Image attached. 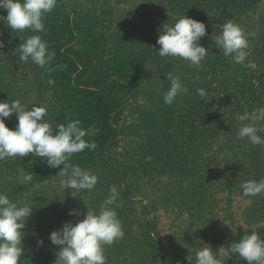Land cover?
Here are the masks:
<instances>
[{
	"label": "rangeland",
	"instance_id": "1",
	"mask_svg": "<svg viewBox=\"0 0 264 264\" xmlns=\"http://www.w3.org/2000/svg\"><path fill=\"white\" fill-rule=\"evenodd\" d=\"M171 2L179 7L182 1L159 0L156 3V0H58L56 8L50 12L57 24L67 21L68 27L86 31L76 42L80 50L93 47L92 40H96L100 43L96 45L95 50L98 54L104 37L109 43L111 35L122 38L121 32L127 39L132 37L134 43L127 52L131 55L133 64L129 66L128 74L139 76L141 73H132L130 69H141L146 75L133 90L134 98L128 99L123 106L118 118L123 135L113 143L122 146L130 141L136 160L143 159L150 172L141 177V166L138 163L137 174H133L129 179L122 178V182L127 180L126 185H132L135 197L131 206L122 210L125 216L118 215L125 236L111 246H105L106 264H159L163 257L170 259L172 264H196V253L205 247V244L217 251L220 246L227 247L232 243L240 231L249 228L264 229V194L245 197L240 187L246 181H259L264 178V146L252 145L246 138L238 139L236 132L240 124L235 118L237 114L251 113L259 107H264V86L260 83L264 84V48L250 45L247 49L249 55L246 63L254 60L259 73L258 70L253 73L254 69L252 73H235L236 76L232 80L230 77L233 74L218 75L217 78L226 85L219 86L218 90H215L217 80L212 73L213 69L207 66L209 61H214L212 52L209 51L198 73H194L196 78H201L191 80L193 83L187 82L188 85H194L188 87L190 92L186 100H181L178 105L169 106L163 102L151 107L150 102L154 94L163 91L165 94L168 91L170 85L167 74L172 70L169 65L175 60L159 55L151 58L140 55V38L152 31L157 33L151 48L159 51L157 39L161 34L159 26L163 24L162 20L167 17L174 25L183 17L174 14L177 7L171 6L167 11ZM76 5L82 8V11L97 17L99 22L94 24L89 19L87 21L82 19L83 17L79 18L80 8ZM250 7L236 12L241 20L244 19L243 15L247 14L248 20L242 23L247 29H250L254 19ZM105 10L112 14V24L103 19L101 12ZM141 10L148 11V14H143ZM158 13L162 14L160 19ZM6 15V10L0 9V41L4 43V47L0 48V92H9L11 96L0 94L1 101L3 99L11 103L19 100L29 108L44 106L48 113L46 120L53 127L61 121V124L65 125L74 121L70 116L73 111L71 98L61 84L63 72L60 64L66 57H59L62 60H58L59 65L54 59V62L47 66L54 68L53 72H48L31 61L27 62L31 67L25 66L18 58L20 50L12 46L10 41L14 42L13 35L19 37V44L28 37L24 32H14L8 27L4 18ZM135 27H138V31H134ZM90 32L93 38L89 37ZM254 49H258V52L252 54ZM90 53L91 56L85 61L86 71L82 79L86 83L99 72L101 66V63L97 62L99 56L94 52ZM178 59L181 62L183 60ZM200 71L202 73H199ZM49 78L55 81L53 85L48 83ZM185 82L183 81L184 85ZM154 84L158 89L153 87ZM165 87L167 90H163ZM198 89H204L206 96L202 98L198 95ZM178 101L176 98L175 102ZM154 115L161 118L163 123L162 120L157 122ZM9 121L10 127H15L18 123L15 114ZM147 123H150L151 129L146 126ZM256 127L259 129L258 135L264 137V121L257 122ZM147 128L150 131H147ZM83 129L88 133L89 130ZM159 131L165 135L157 140L156 134ZM150 132L155 136L154 147L159 149L158 144H162L163 152L160 154L159 151L151 149L147 154L142 152L136 156L138 142ZM115 148L110 158L96 159L99 171L111 170L107 162L118 158L114 152H118L119 148ZM144 155L147 156L144 158ZM7 161L9 158L0 163ZM101 165L103 167H100ZM19 175L22 176L23 172H4L0 175V181L14 184L19 180ZM121 175L122 173L116 174L115 180H119ZM38 186L42 187L43 192L36 200L39 212L54 213L55 218L51 219L53 224H49L48 218L44 219V227H47V230L43 228L42 231L48 235L45 248L35 251L29 247L30 251L26 252L21 264H54L59 246L53 245L49 240L51 229L58 230L68 221L76 223L85 218L88 210L95 211L92 208V196L88 195L87 191L72 192L73 190H68L65 185L56 187L54 183L50 186ZM59 194L69 196L52 205L50 201H43L48 200L51 195L54 198L60 196ZM26 195L23 194V197ZM13 202L18 204V200ZM71 209H76L81 214L70 216L68 213ZM217 258L225 261L221 256Z\"/></svg>",
	"mask_w": 264,
	"mask_h": 264
},
{
	"label": "clouds",
	"instance_id": "2",
	"mask_svg": "<svg viewBox=\"0 0 264 264\" xmlns=\"http://www.w3.org/2000/svg\"><path fill=\"white\" fill-rule=\"evenodd\" d=\"M58 0H0V9L7 12V26L14 32L29 30L33 33L45 31L44 18L57 6ZM206 25L203 22L183 16L174 25L165 24L157 39L160 46L157 54L162 58L173 57L187 61L191 66L201 67L202 61L209 54L208 49L201 46L200 41L206 35ZM256 33H245L240 25L231 20L222 24V32L215 36V44L225 57L231 56L235 63L249 69L257 67L254 61H247L249 55V37ZM4 47L0 41V48ZM19 60L31 61L45 68L48 72L55 71L47 66L55 58V53L49 51V45L40 35H31L19 44ZM169 89L164 94V103L171 106L178 95L187 94L189 89L178 75L167 74ZM48 83L55 81L49 78ZM202 98L206 96L204 89L197 90ZM15 114L18 123L15 129L6 126L5 118ZM47 108L36 106L29 108L19 100L11 103L0 101V161L17 157L23 158L32 154L46 159L51 168L63 166L57 175L66 177L62 184L72 192H91L98 183V176L69 163L74 154L85 149L94 150V141L85 140L86 131L80 120L57 124L53 127L47 120ZM236 120L240 126L236 132L238 139H247L252 145L264 146V137L258 135L257 122L264 121V107H259L251 113L237 114ZM247 122V123H245ZM32 174L23 177L24 183H30ZM245 197H255L264 194V178L259 181L250 180L240 185ZM119 192L115 186L110 187L109 195L99 206V212L87 211L83 220L76 223L65 222L58 230L49 235L53 245L59 246L54 264H106L105 246L124 238L125 232L116 209ZM33 213V208L27 204L18 206L7 194L0 192V264H21L24 253L22 231ZM80 215L76 209L68 213ZM43 245V240L39 241ZM196 253V264H222L218 256L224 260L233 255L246 260L247 264H264V236L257 231L244 235L238 241L227 247L220 246L217 251L205 244Z\"/></svg>",
	"mask_w": 264,
	"mask_h": 264
},
{
	"label": "trees",
	"instance_id": "3",
	"mask_svg": "<svg viewBox=\"0 0 264 264\" xmlns=\"http://www.w3.org/2000/svg\"><path fill=\"white\" fill-rule=\"evenodd\" d=\"M181 5L178 7L173 2L170 3V6H167V11L171 8L177 7L174 14L179 16H186L188 18L195 19L197 21L203 22L206 25V35L200 41L201 46H204L208 49V52H212L214 57V61L211 60L207 64L208 67L212 68L213 75L216 76L217 86L215 90H218L219 86L225 87L223 81L220 78H217L218 75H222L224 73L233 74L231 75V80L233 79L235 73H252L253 69H248L242 64L235 63L231 56L225 57L222 55V51L217 48L215 44V36L220 35L222 32V24L231 20L232 22L240 25V27L244 30L245 33L255 32L256 35L250 36L249 46L250 45H259L264 48V2L261 0H250V2L246 3L245 0H181ZM159 0H156L158 3ZM168 2V0H165ZM244 2L246 5H244ZM77 6V5H76ZM250 7V11L254 14V19L251 23L250 29L243 26L242 23L248 20L247 14L243 15L244 19L238 18L236 15L237 11L248 9ZM78 7V6H77ZM80 8V7H78ZM80 10V17L96 24L97 17L95 18L93 15H90L87 11ZM143 14H148V11L141 10ZM77 13V12H75ZM160 13V12H159ZM157 14L159 19L162 14ZM103 19L105 18L108 24L113 23L112 14L109 10H105L101 12ZM163 24L159 26L161 32L163 26L165 24L172 26L171 20L166 19L162 20ZM67 21H62V24H57L52 13H47L44 18V26L45 31L41 33H33L29 30H25V36L29 37L31 35H40L44 41L49 45V51H52L55 54V61L58 64V60H61L59 57H63L66 59L61 62V84L63 90L69 93V97L71 98L70 103H72L73 111L71 112V117L73 120H80L82 128H86L88 131L87 135L84 137L85 140L94 141L96 144V148L94 150L85 149L81 153L74 154L69 163L74 165H79L81 168L86 170H91L92 173L98 176V183L95 186L94 190L88 192V195L92 196V201L94 207H92L96 212H99V206L109 195V189L112 186H115L119 192L118 204L119 207L116 209L118 215L122 216V210H127L128 206H131V201H133V192L134 189L132 185L127 184V178L131 177L133 174H137L140 165L139 175L141 177L144 174L149 173V168L146 162L143 159H139L138 161L135 158L134 150L132 149L131 142L127 141L122 146H116L113 141L119 137H122L123 133H121L119 127V119L120 114L123 111V106L129 100L134 98L133 90L140 85V81L145 76V71H141V69H130L132 73H141L139 76L129 75L128 69L129 66L133 64L131 60V55L128 54V48L134 43L132 37L127 39L126 36L121 32L122 38L114 35H111L110 43L104 40L103 44L99 49V53L95 52L96 45L100 44L96 40H92L93 47H84L85 49H79L76 46V42L80 39V35L83 36L86 31H78L73 29V27L67 26ZM124 26V25H123ZM104 27V26H103ZM244 27V28H243ZM95 29V28H94ZM134 31H138V27L134 28ZM90 32L89 37L93 36ZM136 34V33H135ZM102 35H98L101 37ZM157 37V33L150 32L148 35H142L140 38V47L139 52L140 55H145L147 58H151L152 56H157V49L151 48L153 46V39ZM3 38H6L3 36ZM13 41H10L12 46L17 47L19 51V42L18 36L13 35ZM11 38V39H12ZM7 39V38H6ZM10 39V40H11ZM9 41V40H8ZM7 41V42H8ZM253 52H258V49H254ZM264 50V49H263ZM94 52L99 56L97 57V62L101 63L99 72L95 74V76L89 81L85 82L82 79L84 78L83 74L86 71V58L90 57ZM100 58V59H99ZM173 61L169 67H171V73L177 75L182 78V81H186V87H192L193 85H188V83H193L191 80L200 79L201 77L196 78L194 73H198L199 67L191 66L187 61L179 60L178 58H173ZM254 61V60H252ZM54 62V60H53ZM69 62V63H67ZM212 62V63H210ZM255 62V61H254ZM25 66L31 67V64L25 63ZM143 63V62H142ZM256 63V62H255ZM59 65V64H58ZM258 68L253 70V73H257ZM129 72V73H130ZM199 73H202L200 71ZM259 73V70H258ZM156 75V74H155ZM201 76V75H200ZM60 77V76H59ZM154 78V77H153ZM262 86L264 84L260 82ZM154 88L158 89L157 85H153ZM163 90H167L166 87ZM161 90V91H163ZM164 92V91H163ZM156 93L153 95L151 99V107H156L157 105H161L164 102V93ZM190 90L187 94H180L177 96L179 99L178 102H174L173 104H180L181 100H186L189 95ZM1 96L5 97L11 96L9 92H0ZM9 98V97H8ZM5 100V99H4ZM9 100V99H8ZM1 101V99H0ZM3 101V99H2ZM155 120L160 122L162 120L157 115H154ZM67 118V117H64ZM164 118V117H163ZM69 119V118H68ZM70 120V119H69ZM9 118H5L6 126L11 129H15L14 126L10 127ZM63 123L62 121L60 124ZM163 123V120L161 121ZM160 124V123H158ZM151 129L150 123L146 125ZM127 126H125L126 128ZM155 129V127L152 126ZM147 128V131H150ZM167 129L168 128H164ZM146 131V132H147ZM145 132V133H146ZM154 132H157L154 130ZM165 134L159 131L156 134L157 140L161 139ZM204 139V138H203ZM149 140H152L150 143ZM155 136L150 132L146 136L142 138V141L138 142V147L135 149L136 156L142 152L147 154L146 152L153 149L154 151H159L161 154L163 152V145L158 144L159 149L154 147ZM118 149V152H114L118 158L108 160V167L111 169L108 171H99L96 166H99L96 162V159L110 158L109 156L112 154L113 149ZM113 155V154H112ZM147 155H144V158ZM135 160L137 162H135ZM139 165L137 166L136 164ZM107 165V164H106ZM63 166H59L57 168H51L47 165L46 159L42 157H36L32 154H29L26 157L20 158L17 157L15 159L9 158V161L5 163H0V175L4 174V172L10 173V171L19 170L23 172L22 176H18L19 180H17L14 184L5 183L0 181V192H4L9 196L12 201L18 200V206H24L25 204L31 206L33 208V213L31 217L27 221L26 227L22 230L25 233L23 238V247L24 253L21 256V260L25 258L26 252L30 251L29 247L35 249V251H40L45 248V244H47L48 235L43 234L42 229L45 231L47 227L45 226L44 219L48 218L49 224H53L51 219L55 218L54 213H40L38 203H36L37 197L41 195L43 192L42 187L38 185L42 184L45 186L62 184V181L66 180V177H62L57 175L60 169ZM100 167H103L102 165ZM99 168V167H98ZM138 168V169H136ZM100 169V168H99ZM102 169V168H101ZM118 173H122L119 180H115V175ZM27 174H32L33 179L30 183H24L23 177ZM143 174V175H141ZM124 181L122 182V178ZM69 190V189H68ZM23 194H27L26 197H23ZM60 196H55L54 198L49 197L48 200L52 203H59V201H63L67 195L69 194H59ZM54 196V194H53ZM59 197V198H58ZM78 203V202H77ZM75 204L77 206L78 204ZM129 203V204H128ZM61 211V210H59ZM130 211V209H128ZM62 212V211H61ZM60 212V213H61ZM257 231L261 236H264V229L257 230L255 228H249L247 230L240 231L236 236L234 241H238L246 234H251L253 231ZM53 231L51 229L50 233ZM33 233V234H31ZM43 234L40 236V234ZM43 240V245L39 244V241ZM233 241V242H234ZM247 261L240 259L238 256L233 255L231 259L225 260L222 264H246ZM159 264H172L170 259L164 258L161 259Z\"/></svg>",
	"mask_w": 264,
	"mask_h": 264
}]
</instances>
